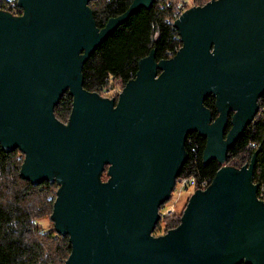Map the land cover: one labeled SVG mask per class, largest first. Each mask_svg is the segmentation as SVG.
<instances>
[{"label":"water","instance_id":"obj_1","mask_svg":"<svg viewBox=\"0 0 264 264\" xmlns=\"http://www.w3.org/2000/svg\"><path fill=\"white\" fill-rule=\"evenodd\" d=\"M93 0H18L0 10V144L20 149V176L60 187L52 214L68 236L65 264H264V202L253 183L257 157L223 166L194 192L181 224L153 233L187 156L191 132L206 138L204 164L224 165L264 95V0H213L174 23L182 48L139 62L118 100L83 88L92 54L140 9L96 26ZM73 97L67 124L54 109ZM216 97L218 117L204 107ZM108 180L103 182L106 169Z\"/></svg>","mask_w":264,"mask_h":264},{"label":"trees","instance_id":"obj_2","mask_svg":"<svg viewBox=\"0 0 264 264\" xmlns=\"http://www.w3.org/2000/svg\"><path fill=\"white\" fill-rule=\"evenodd\" d=\"M181 1L155 0L152 8L138 10L84 64L83 88L103 95L111 89L110 82L114 80L121 82L124 89L136 78L139 62L150 56L153 50L156 51L157 61L174 57L182 48L180 34L174 27L184 13L180 12ZM211 1L192 0V6L204 7ZM132 3L133 0H93L90 8L96 26L105 28L110 19L125 14ZM0 10L13 16L23 14L18 0H0ZM119 96L113 98L118 100ZM258 104L255 120L229 150L224 165L217 160L205 165L207 140L197 132L189 133L184 145L187 159L179 177L194 176L199 181L212 183L223 166L241 169L261 148L253 183L260 186L258 198L264 201V95ZM204 107L211 112L214 120L218 117L215 96L206 97ZM72 110L73 97L67 91L55 107L54 115L59 122L67 124ZM24 161L25 155L20 149L7 153L0 144V264H65L72 252L69 237L59 235L55 225L44 230L40 224L45 218L52 221L60 187L50 182L36 186L23 179L20 173ZM107 170L108 167L102 180ZM106 177L107 181L109 177ZM183 214L184 211L174 217L162 218L153 235L159 237L177 229Z\"/></svg>","mask_w":264,"mask_h":264},{"label":"rangeland","instance_id":"obj_3","mask_svg":"<svg viewBox=\"0 0 264 264\" xmlns=\"http://www.w3.org/2000/svg\"><path fill=\"white\" fill-rule=\"evenodd\" d=\"M184 1L186 3H188V6L186 7L187 10L193 8L192 0H184ZM181 6H182V2L179 4V7H181ZM110 86H111L110 90L108 89L106 91V93H103V95H100L102 98L103 97L104 98L110 97V99H114L113 98L114 96L120 95L123 91V89H122L123 86H122L121 82H119V81L112 80L110 82ZM106 174H107V172L104 174L103 181H106V179H107ZM180 189L181 188L179 187L177 189V191L172 193V196L170 198L171 201L169 202L170 205L176 204L177 214H180L181 212L185 211V209L188 205V202H189L192 194L194 193V191L192 189H189L187 191H182V192H180ZM168 207H170V206H168ZM40 224L44 230L49 229L50 227H52V225H55L54 222H52L50 220V218L43 219L42 221H40Z\"/></svg>","mask_w":264,"mask_h":264},{"label":"built area","instance_id":"obj_4","mask_svg":"<svg viewBox=\"0 0 264 264\" xmlns=\"http://www.w3.org/2000/svg\"><path fill=\"white\" fill-rule=\"evenodd\" d=\"M181 2H182V6L180 9V12L184 11V13H185L187 10L186 7L188 6V3H186L184 0H182ZM210 185H211V183H209L208 181H206V180L199 181V179H197L194 176H192V177H178L176 180V185H175L173 192L177 191V189L179 187L181 188L180 192L187 191L189 189H192L194 192H196L197 190L205 191L209 188ZM171 196H172V194H171ZM170 201L171 200L166 202L165 205L159 210V214L161 216V219L162 218H168V217H174L177 215L176 204L170 205L169 204ZM168 206H170V207H168Z\"/></svg>","mask_w":264,"mask_h":264}]
</instances>
